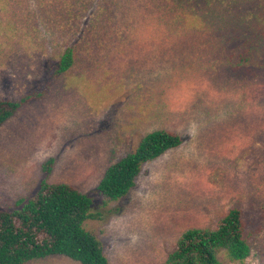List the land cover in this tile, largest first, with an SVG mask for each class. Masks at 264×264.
<instances>
[{
  "label": "rangeland",
  "instance_id": "obj_1",
  "mask_svg": "<svg viewBox=\"0 0 264 264\" xmlns=\"http://www.w3.org/2000/svg\"><path fill=\"white\" fill-rule=\"evenodd\" d=\"M263 62L264 0H0V99L44 92L0 129V210L44 180L69 184L93 198L101 218L85 228L110 264H166L185 231L238 208L251 256L220 261L264 264ZM156 130L183 144L144 164L127 197L98 192Z\"/></svg>",
  "mask_w": 264,
  "mask_h": 264
},
{
  "label": "trees",
  "instance_id": "obj_2",
  "mask_svg": "<svg viewBox=\"0 0 264 264\" xmlns=\"http://www.w3.org/2000/svg\"><path fill=\"white\" fill-rule=\"evenodd\" d=\"M248 60L242 55L235 69ZM73 64L74 50L68 49L61 57L57 75L70 70ZM43 94V91L29 94L17 101L0 99V129L22 107ZM182 144L183 138L169 130L148 133L133 153L107 169L97 191L112 201L127 197L136 186L144 164ZM54 164L51 158L44 164L43 171L51 174ZM93 202L92 197L72 185L42 181L34 197L18 202L20 209L0 210V264H29L51 256H65L81 264H110L101 242L85 228L87 221L101 218L92 212ZM222 253L238 262L251 256L246 221L238 208L230 209L214 229L185 231L166 264H222Z\"/></svg>",
  "mask_w": 264,
  "mask_h": 264
}]
</instances>
